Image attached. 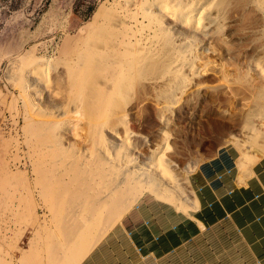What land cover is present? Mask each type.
I'll use <instances>...</instances> for the list:
<instances>
[{
  "label": "rangeland",
  "instance_id": "obj_1",
  "mask_svg": "<svg viewBox=\"0 0 264 264\" xmlns=\"http://www.w3.org/2000/svg\"><path fill=\"white\" fill-rule=\"evenodd\" d=\"M0 47V177L11 174L0 179V264H18L45 221L56 223L43 230L54 264H81L112 234L99 219L117 198L130 207L115 213L120 233L151 196L193 210L194 175L222 156L241 168L264 160V0H0ZM130 65L133 76L118 74ZM44 121L59 162L38 149ZM79 175L87 200L74 197ZM118 238L127 255L104 264L157 260Z\"/></svg>",
  "mask_w": 264,
  "mask_h": 264
},
{
  "label": "crops",
  "instance_id": "obj_2",
  "mask_svg": "<svg viewBox=\"0 0 264 264\" xmlns=\"http://www.w3.org/2000/svg\"><path fill=\"white\" fill-rule=\"evenodd\" d=\"M4 59L5 47H0V65ZM1 91L0 131L6 107ZM222 158L194 175L192 180L197 190V205L193 210L181 211L154 196H151L150 202L142 200L118 222L120 233H116L114 227L112 234L81 264H104L107 256L114 257L115 261L121 259L118 252L123 247L118 234L157 259L144 263L133 256L132 264H264V160L241 168L239 159L233 162L224 158L222 163ZM228 169L233 171L232 174H225L222 180L216 179L214 170L224 173ZM6 178L9 180L11 174L2 172L0 179ZM229 192L232 194L229 195ZM30 193L34 197L36 192ZM35 201L36 204L42 203L38 199ZM72 205V196L63 199L61 212L65 211V218L70 216ZM27 210L39 211V206ZM45 222L41 223L42 230L39 231H36L38 222L32 224L33 236L28 248L23 250L20 247L18 264H54L60 257L61 253H57L56 257L51 250L54 243L50 244L49 240L52 238L43 231L46 228L48 233L54 234L56 223L51 221L47 225ZM63 239L65 237L56 235L54 242L57 247ZM31 255H34L32 262L27 259Z\"/></svg>",
  "mask_w": 264,
  "mask_h": 264
},
{
  "label": "bare ground",
  "instance_id": "obj_3",
  "mask_svg": "<svg viewBox=\"0 0 264 264\" xmlns=\"http://www.w3.org/2000/svg\"><path fill=\"white\" fill-rule=\"evenodd\" d=\"M205 7L206 6L202 7V9H205ZM170 16L172 17V16H175V15H174V13H170ZM132 68L133 67L130 65V67L129 66H127V67L125 66V67H122L120 69H117V71H118V74H120L122 71H124V73H128V77H129V75L130 76H133L134 75V71H133ZM152 71L157 72L156 66L149 67V69L143 70L141 72L143 73V75H147V74H150ZM128 77H127V79H128ZM122 88L123 87L121 86V89L120 90H122ZM102 101H103V99H102ZM95 105H96V103H95ZM90 107L91 106H89L88 108H85L84 107V108L80 109V112L81 111H85L84 112L85 115L88 117V119L91 120V116L93 118H95V117H94V115H91V109H90ZM41 123L43 125H39L41 127H40V130L38 131V135H37L38 149H39L41 155L44 154V153H46V156H49L50 158L54 157L55 158V161L56 162H59L62 158L57 153L58 138H53L52 137V133H55V127H54L55 125H53V123H46L45 121L44 122H41ZM47 134H49V136ZM55 148H56V150H55ZM56 169L57 168H54V170H56ZM80 176L81 175H79V177ZM79 177L77 178L76 182L73 184L74 193H75L74 197L76 198V200H79V199L81 200L82 197H83V200H87V194L84 193V192H86V190H85L86 184L84 183L83 177H80V178ZM112 207H113V209H111L105 217L99 219L100 222L103 225H105L104 227L109 230V232L116 225L115 213L117 212L119 215H122L124 213V211H125L123 209V207H126L125 209L130 208V207H127V204H126L125 200H123V197L117 198L116 201L114 202V205Z\"/></svg>",
  "mask_w": 264,
  "mask_h": 264
}]
</instances>
